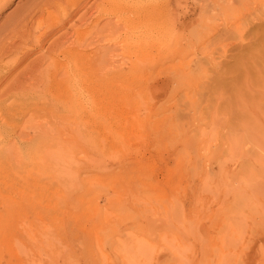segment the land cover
<instances>
[{"label": "rangeland", "instance_id": "374dc122", "mask_svg": "<svg viewBox=\"0 0 264 264\" xmlns=\"http://www.w3.org/2000/svg\"><path fill=\"white\" fill-rule=\"evenodd\" d=\"M47 1L0 0V264H264V0Z\"/></svg>", "mask_w": 264, "mask_h": 264}, {"label": "bare ground", "instance_id": "6f19581e", "mask_svg": "<svg viewBox=\"0 0 264 264\" xmlns=\"http://www.w3.org/2000/svg\"><path fill=\"white\" fill-rule=\"evenodd\" d=\"M56 1L58 2V1H60V0H49V1H47L46 3H42V5L43 6H49V5H51V3L53 2V4L55 3L56 4ZM117 1V0H116ZM123 1V0H122ZM121 0H120V3L122 2ZM131 2V3H129L130 5L129 6H131V5H139V6H137V8L136 9H134L133 7H130V8H127L128 6H117L114 2H112V3H110V4H108L107 6V8L108 9H104L102 12H104V14L106 15V14H109V15H114V16H117V17H119V19L118 20H121V21H123L124 22V24H133V22H135V24H136V21L137 22H142V21H145L146 19H148V12L150 11L149 9H150V7L152 6L151 4L153 3V0H128V2ZM162 1V0H161ZM255 1H257V0H255ZM42 2H43V0H42ZM259 2H260V0H259ZM59 3V2H58ZM120 3L118 4V5H120ZM155 3V2H154ZM153 3V4H154ZM258 3V2H257ZM115 4V5H114ZM122 4H127L128 5V3H122ZM121 4V5H122ZM261 5V4H260ZM53 6H55V5H53ZM33 7V8H32ZM18 9V8H17ZM46 9V8H45ZM16 10V9H15ZM34 10V6L33 5H28L26 8H24L23 9V11L24 12H26V13H28V12H31V11H33ZM37 11H40V10H44V9H42V6H41V8L39 7L38 9H36ZM99 10H100V8H99ZM149 10V11H148ZM17 11V10H16ZM18 11H20V10H18ZM17 11V12H18ZM41 12V11H40ZM101 12V13H102ZM19 13V12H18ZM26 13H25V15H24V17L22 18V23H24V22H26L27 20H29V19H31L32 20V18H34V17H31V14L28 16V14L26 15ZM33 13V12H32ZM36 13H38V12H36ZM101 13H99V14H101ZM17 14V13H16ZM23 14V13H22ZM21 14V15H22ZM35 14V13H34ZM20 15V16H21ZM37 15V14H36ZM39 15V14H38ZM50 15V14H49ZM48 15V16H49ZM108 15V16H109ZM23 16V15H22ZM98 16V15H97ZM101 16H104V15H102L101 14ZM107 16V15H106ZM31 17V18H30ZM113 17V16H112ZM35 18H36V16H35ZM49 18H50V16H49ZM99 18H100V16H99ZM37 19V18H36ZM43 19V18H42ZM46 20L48 19V17L47 18H45ZM117 20V21H118ZM120 21V22H121ZM7 22V21H6ZM30 22V21H29ZM42 22V21H41ZM95 22H96V20H95ZM244 22V21H243ZM252 22V21H251ZM38 23H39V21H38ZM94 23V22H93ZM13 25V24H12ZM114 26V25H113ZM6 29V28H5ZM22 29V28H21ZM101 29V28H100ZM117 29V28H116ZM49 31V30H48ZM96 31V30H95ZM114 31V30H113ZM97 32V31H96ZM17 34V33H16ZM42 34V33H41ZM49 34H50V32H49ZM40 35V34H39ZM48 35V34H47ZM20 36H22V35H20ZM23 36H25L26 38H27V36H26V33H25V35L23 34ZM23 36L21 37V38H23ZM6 38H8V37H6ZM12 37H10V39H11ZM38 38H41V35L38 37ZM43 38H45V34H43ZM262 38H264V37H262ZM37 39V38H36ZM117 39V36H116V32L114 31V32H112L111 33V40H116ZM5 40V39H4ZM3 40V41H4ZM23 40H24V38H23ZM84 40V39H83ZM264 40V39H263ZM262 40V41H263ZM7 41V40H6ZM40 41V40H39ZM43 41V40H42ZM8 42V41H7ZM10 42H11V40H10ZM35 42H37V41H35ZM41 42V41H40ZM81 42H82V40H81ZM80 41H79V43H76L77 44V46H79V47H81L80 49H82V48H84V47H87V46H84L82 43H81ZM113 42V41H112ZM14 43V42H13ZM91 44H93L92 42H90ZM90 43H88V44H90ZM12 44V43H11ZM90 44V45H91ZM12 45H14V44H12ZM35 45H36V43H35ZM39 45H40V43H39ZM38 45V46H39ZM87 45V44H86ZM90 45H88V46H90ZM9 46H10V43L8 44H6V42L5 43H1L0 44V58L3 56V54H5V52L8 50L9 51ZM15 46V45H14ZM12 47V46H11ZM10 47V48H11ZM37 48H39V47H37ZM53 49V48H52ZM263 49V48H262ZM103 51L104 50H102L101 48H97V49H95L94 51H93V56H103ZM105 52V51H104ZM27 53V52H26ZM48 55V54H47ZM67 55V54H66ZM68 56V55H67ZM80 56V55H79ZM60 57V56H59ZM75 57V56H74ZM99 57H98V59H99ZM65 59H66V56H65ZM68 59V58H67ZM66 61V60H65ZM101 61V60H100ZM67 62V61H66ZM5 63V62H4ZM77 64V63H76ZM54 65V64H53ZM65 65H67L68 66V62H67V64L65 63L64 64V66ZM66 66V67H67ZM55 68V67H54ZM69 68V67H68ZM57 69V68H56ZM67 69V68H66ZM68 70V69H67ZM63 71V70H62ZM45 75H43L42 77L44 78L43 79V82L41 83V84H39L37 87L39 88H37L38 90H32V93H34L35 95H34V98L36 99L35 101L36 102H40V100H42V104H44V107H42V108H44V112H46V114H48L49 116H51V113L53 112V108H54V106L57 104V102L58 101H60V100H66L67 98H68V96H69V76H68V74H67V72L65 71L64 73H62L63 75L62 76H60L59 78L57 77V72L54 70V71H52V68H51V70L50 69H47V71H46V73H44ZM42 79V78H41ZM40 80V79H39ZM2 82H4V81H2L1 79H0V136L2 135V134H5V124L7 123V121L9 120V118L7 117V111H8V109H10V107H14V106H11V105H16V103L18 102L17 100H13V102H11V101H9V97H8V95H7V89L6 88H2L1 87V85L3 86V83ZM42 84H43V86H42ZM40 85L42 86V87H40ZM2 88V89H1ZM33 91H35V92H33ZM30 94V93H29ZM106 95V94H105ZM17 96V95H16ZM33 96V95H32ZM14 97V96H13ZM18 97H20L19 95H18ZM24 97V96H23ZM20 101H21V98L19 99ZM8 101L10 102V103H8ZM19 101V102H20ZM33 101H34V99H33ZM34 101V102H35ZM35 102V103H36ZM34 103V104H35ZM37 104V103H36ZM18 106L19 105H21V104H17ZM15 109H17V108H15ZM12 110V109H11ZM18 110V109H17ZM15 111V110H14ZM16 112V111H15ZM37 112V111H36ZM38 113H39V111H38ZM9 114V113H8ZM32 114V116H35V115H39V114H37V113H35V112H33V113H31ZM16 115V114H15ZM9 116H11V115H9ZM20 116H21V114H20ZM47 116V115H46ZM12 117H14V116H12ZM16 117V116H15ZM37 117V116H36ZM15 119V118H14ZM17 122V121H16ZM19 122V121H18ZM10 124V123H9ZM8 124V125H9ZM18 124V123H17ZM19 125H21L20 123H19ZM15 126H17V125H15ZM14 126V127H15ZM13 127V129H16V128H14ZM20 127V126H19ZM9 128V127H8ZM21 128V127H20ZM12 129V131H14ZM6 130H7V128H6ZM107 132V131H106ZM13 133V132H12ZM15 134V133H14ZM18 134V133H17ZM4 137V136H3ZM19 137V136H18ZM21 137V136H20ZM18 139H20V138H18ZM0 142H2V141H0ZM1 145V144H0ZM2 146V145H1ZM4 146V145H3ZM2 146V147H3ZM12 146V145H11ZM2 147H0V148H2ZM8 147H10V146H8ZM8 149V148H7ZM4 151V149L2 148L1 149V155L3 154V156H4V153H7L6 152V150H5V152H3ZM8 151V150H7ZM9 153V152H8ZM8 153L7 154H5V156L3 157V158H5L7 155H8ZM18 153V152H17ZM15 155V154H14ZM18 155V154H17ZM16 156V155H15ZM8 157H9V155H8ZM17 157V156H16ZM15 158V157H14ZM13 158V159H14ZM1 160L0 161H2L3 162V159H2V157L0 158ZM18 159H19V157H18ZM5 160H7V159H5ZM15 160V159H14ZM19 161V160H18ZM1 162V163H2ZM6 162V161H5ZM0 163V164H1ZM6 164V163H5ZM2 165V164H1ZM5 177V176H4ZM6 178V177H5ZM3 180V179H2ZM6 180V179H5ZM18 181V180H17ZM4 182V181H3ZM9 182V181H8ZM5 183V182H4ZM3 183V184H4ZM2 184V183H1ZM5 185L6 186H8L7 185V183H5ZM15 185H17V184H15ZM19 185V184H18ZM9 187H10V185H9ZM14 187V186H13ZM0 188H2V187H0ZM4 189H5V186L3 187ZM16 188H17V186H16ZM19 188V190L18 189H15L14 191H13V194H12V197H15V199H12L11 197V201L13 202V201H16V203H17V201L19 200H17V198H19L20 196L22 197V193H21V195L19 194L20 193V189H21V184H20V186L18 187ZM23 189V188H22ZM12 190V189H11ZM7 191V190H6ZM2 194V193H1ZM10 194V195H11ZM6 195V194H5ZM20 195V196H19ZM7 196L9 197V195L7 194ZM3 198V197H2ZM4 199V198H3ZM2 199V204H3V211H5L8 207H10V208H12L11 207V205H10V203H12V202H8L6 199H4L3 200ZM22 199V198H21ZM21 200H19L18 202V204H20L21 202H20ZM1 202V201H0ZM8 203H9V205H8ZM18 204L17 205H15V207H17L18 209H19V207H20V205H19V207H18ZM13 206H14V203H13ZM14 207V209L16 210V208ZM7 210H9V211H13V209H7ZM6 210V211H7ZM8 211V212H9ZM7 212V213H8ZM14 212V211H13ZM16 212H18L17 210L14 212V213H16ZM3 237V236H2ZM0 242H1V244L2 243H4V239H2V238H0ZM2 249V248H1Z\"/></svg>", "mask_w": 264, "mask_h": 264}]
</instances>
